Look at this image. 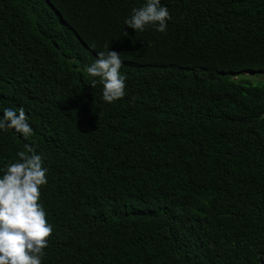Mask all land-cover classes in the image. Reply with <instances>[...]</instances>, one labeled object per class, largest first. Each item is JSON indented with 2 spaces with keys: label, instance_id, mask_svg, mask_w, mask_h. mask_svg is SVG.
<instances>
[{
  "label": "trees",
  "instance_id": "1",
  "mask_svg": "<svg viewBox=\"0 0 264 264\" xmlns=\"http://www.w3.org/2000/svg\"><path fill=\"white\" fill-rule=\"evenodd\" d=\"M245 72L264 0H0V264H264Z\"/></svg>",
  "mask_w": 264,
  "mask_h": 264
},
{
  "label": "rangeland",
  "instance_id": "2",
  "mask_svg": "<svg viewBox=\"0 0 264 264\" xmlns=\"http://www.w3.org/2000/svg\"><path fill=\"white\" fill-rule=\"evenodd\" d=\"M242 77L248 79L253 84H264V74L260 72H245ZM235 79H238V77H234Z\"/></svg>",
  "mask_w": 264,
  "mask_h": 264
}]
</instances>
